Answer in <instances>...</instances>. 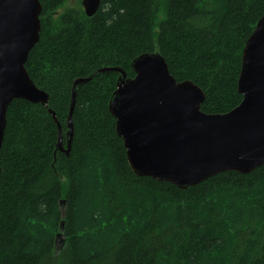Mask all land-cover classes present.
I'll return each instance as SVG.
<instances>
[{
	"label": "trees",
	"instance_id": "obj_1",
	"mask_svg": "<svg viewBox=\"0 0 264 264\" xmlns=\"http://www.w3.org/2000/svg\"><path fill=\"white\" fill-rule=\"evenodd\" d=\"M38 1L25 69L49 104L14 100L6 112L0 264H264V165L184 190L138 177L108 111L117 75L104 72L132 78L135 57L158 54L202 90V112L225 114L241 102V52L264 0H101L91 18L69 0ZM77 79L66 156L55 148Z\"/></svg>",
	"mask_w": 264,
	"mask_h": 264
},
{
	"label": "water",
	"instance_id": "obj_2",
	"mask_svg": "<svg viewBox=\"0 0 264 264\" xmlns=\"http://www.w3.org/2000/svg\"><path fill=\"white\" fill-rule=\"evenodd\" d=\"M100 2L81 0L85 16L93 17ZM41 11L38 0H0V151L6 112L14 100L48 109L49 96L25 69L39 41ZM241 53L237 92L242 99L225 114L202 112V90L187 80L173 79L158 54L135 57L130 64L132 78L121 68L104 70L117 75L108 111L135 175L184 190L220 173L248 174L264 165V15ZM84 82L77 79L72 84L65 146L59 130L55 152L66 156L73 137L76 93ZM61 243L58 236L56 246Z\"/></svg>",
	"mask_w": 264,
	"mask_h": 264
},
{
	"label": "rangeland",
	"instance_id": "obj_3",
	"mask_svg": "<svg viewBox=\"0 0 264 264\" xmlns=\"http://www.w3.org/2000/svg\"><path fill=\"white\" fill-rule=\"evenodd\" d=\"M81 3V0H69L68 3H67V6H74L76 4H80ZM130 78V77H128Z\"/></svg>",
	"mask_w": 264,
	"mask_h": 264
}]
</instances>
